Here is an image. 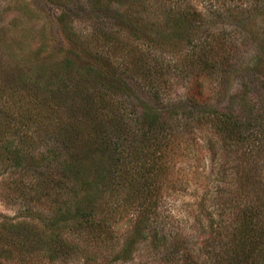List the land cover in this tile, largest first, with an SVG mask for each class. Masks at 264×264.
<instances>
[{"label":"trees","instance_id":"obj_1","mask_svg":"<svg viewBox=\"0 0 264 264\" xmlns=\"http://www.w3.org/2000/svg\"><path fill=\"white\" fill-rule=\"evenodd\" d=\"M69 1L55 15L68 47L0 61V161L50 162L64 191L49 223L97 233L130 212L150 229L194 140V158L213 149L211 136L246 154L258 146L249 135L264 145V0H198L202 10L195 0H88V31ZM252 173L235 160L229 180L241 181L224 188L228 197L224 185L204 192L217 215L240 216L207 225L224 250L264 252V186Z\"/></svg>","mask_w":264,"mask_h":264},{"label":"rangeland","instance_id":"obj_2","mask_svg":"<svg viewBox=\"0 0 264 264\" xmlns=\"http://www.w3.org/2000/svg\"><path fill=\"white\" fill-rule=\"evenodd\" d=\"M61 1L66 0H0V61L6 60L10 53L17 54L18 58L20 54L25 56L38 45H44L45 49L60 45L63 49L68 47L55 18L58 14L56 3ZM195 1L202 10V4ZM87 2H68L74 8L79 7V15H85L77 23L83 31L90 27L86 15L91 14L84 13L82 8ZM56 56L54 54L52 59ZM60 56L66 58L69 53L59 52ZM69 59L73 60V57ZM41 63L48 67L51 62L44 59ZM254 72L262 75L258 70ZM255 85L260 88L259 83ZM178 90L182 91L180 87ZM211 140H215L212 141L213 149L203 147L205 151H201L198 158H194L200 151L195 147V140L190 145L184 156L186 164L181 162L189 168H185L175 191L164 192L156 218L159 221L148 225L153 232L151 236H148L150 229L140 219L133 226L135 215L129 211L109 228L96 230L97 233L68 229L59 221L49 223L48 217L54 213L60 193L64 191L52 177L54 170L50 171V162L43 161L35 168H22L0 161V264H264V252L256 254V249L253 252L245 246L224 250L222 242H216L223 234L219 230L213 232L207 225L214 226L211 222L232 225L240 216L235 209L236 217L230 212L217 215L215 210L212 211V195L204 193L207 187L210 190L224 185L222 198L228 197L223 194L227 187H231L232 181H241V178L229 180L228 171L235 160L242 164L246 162L254 170L252 177L264 186V145L249 135L246 141L258 146L246 154L241 147L235 145L234 152L235 149L217 146L215 137L211 136ZM202 194L205 200L199 213L196 201ZM244 199L239 195L237 207ZM207 212H211V218H207Z\"/></svg>","mask_w":264,"mask_h":264}]
</instances>
